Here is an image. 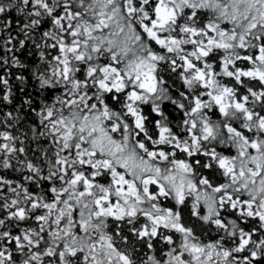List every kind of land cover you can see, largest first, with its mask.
Listing matches in <instances>:
<instances>
[{
  "label": "snow or ice",
  "instance_id": "6c2138e0",
  "mask_svg": "<svg viewBox=\"0 0 264 264\" xmlns=\"http://www.w3.org/2000/svg\"><path fill=\"white\" fill-rule=\"evenodd\" d=\"M0 264H264V0H0Z\"/></svg>",
  "mask_w": 264,
  "mask_h": 264
}]
</instances>
